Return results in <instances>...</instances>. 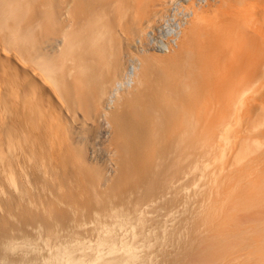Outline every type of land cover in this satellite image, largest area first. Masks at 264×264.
<instances>
[{
  "label": "bare ground",
  "instance_id": "1",
  "mask_svg": "<svg viewBox=\"0 0 264 264\" xmlns=\"http://www.w3.org/2000/svg\"><path fill=\"white\" fill-rule=\"evenodd\" d=\"M0 264H264V0H0Z\"/></svg>",
  "mask_w": 264,
  "mask_h": 264
},
{
  "label": "rangeland",
  "instance_id": "2",
  "mask_svg": "<svg viewBox=\"0 0 264 264\" xmlns=\"http://www.w3.org/2000/svg\"><path fill=\"white\" fill-rule=\"evenodd\" d=\"M140 9V10H139ZM142 11L141 10V8H137L136 6L134 7V11H132V12H130V15L132 16L133 15V17L132 18H136V17H138V15L139 16H141V12H139V11ZM138 11V12H137ZM135 12H137V13H139V14H137L136 15V13ZM129 15V16H130ZM50 20V19H49ZM47 21H48V19H47ZM55 28L54 27H50V30H54ZM145 30H147V28H145L144 29V31ZM146 32V31H145ZM136 43L135 44H132V43H129V45H128V47L129 48H127L128 49V51L130 52V53H133L132 55H134V54H136L137 53V55H139V51L144 47H146L145 45H142V47H140L139 46V44L138 43H140V42H138V41H135ZM143 42V40H141V43ZM198 43H199V41H198ZM197 43V41L196 42H191L188 46V48L193 52V55H195L194 57H197V55L198 54H203V58L202 59H205V58H207V55H208V51L205 49L206 47H205V44H202V46H200V43H199V45H196V44H198ZM137 46V47H136ZM191 46V47H190ZM197 47V48H196ZM205 50V52L204 51H202L203 49ZM193 48V49H192ZM138 49H140V50H138ZM199 49V50H198ZM151 49H149L148 51H150ZM139 52V53H138ZM150 53H151V51H150ZM152 55H156V53H153L152 52ZM156 57V56H155ZM169 72H170V70H168ZM183 77H184V75H182ZM182 76H180L181 78H182ZM184 105V107H182ZM183 108V110L185 109V110H187V108L188 107H186V104H184V103H180V109L182 110V108ZM184 110V111H185ZM188 110H189V108H188ZM185 175L186 174H181L180 175V177H179V179H178V183H180V184H185V183H187L188 185H190V188H192L193 189V186H192V182H195L196 181V179H198V181H196L197 183L201 180V179H199L197 176V178L196 179H194L195 181H193V177L192 176H190V177H185ZM192 177V182L190 183V181H191V179H190V181H188V179L189 178H191ZM202 181V180H201ZM199 184H202V183H200L199 182ZM192 186V187H191ZM143 193H145V194H147V195H145L144 194V196H145V198H144V196L142 197V199L144 200V202L143 201H141L140 203H139V206H140V208H142V209H144V210H146V211H148V212H150V213H155L157 210V213L159 214V215H161V220L163 221V218H165V219H168L167 217H168V215H170L172 212H176V211H178L179 210V208H181L182 207V204L180 203V202H178L177 200L178 199H169V198H166L164 201H161V198L159 197V196H154V197H152L151 196V194H148V192H145V189H144V191H143ZM155 195V194H154ZM149 196L152 198H149ZM141 199V200H142ZM158 202V203H157ZM163 202V203H162ZM154 204H156V205H154ZM163 204V205H162ZM159 205V206H158ZM162 205V206H161ZM164 205H165V207H164ZM172 205V206H171ZM156 206H157V208H156ZM138 207V206H137ZM157 209V210H156ZM171 209H173V210H171ZM171 211V212H170ZM167 213H169V214H167ZM165 214V215H164ZM163 215H164V217H163ZM147 217H148V215H147ZM147 239H149V242L147 243V247L145 248V249H143V251L141 252V254H142V259H143V262L145 261V262H149L150 260H152L151 258V255H153V258H155V259H159L160 258V255H158V254H155V252H156V249L158 248L156 245H155V243L152 241V239H154V237L152 236V235H149V236H147ZM149 247V248H148ZM155 249H154V248ZM157 247V248H156ZM152 248V249H151ZM154 249V250H153ZM150 251V252H149ZM146 253V254H145ZM151 253V254H150ZM144 255V256H143ZM147 256V257H146ZM159 256V257H158Z\"/></svg>",
  "mask_w": 264,
  "mask_h": 264
},
{
  "label": "built area",
  "instance_id": "3",
  "mask_svg": "<svg viewBox=\"0 0 264 264\" xmlns=\"http://www.w3.org/2000/svg\"><path fill=\"white\" fill-rule=\"evenodd\" d=\"M183 4H172L168 15L155 27L147 31V35L142 45H152L157 51H168L176 47V41L180 26L189 16V13L183 9ZM161 49V51L159 50Z\"/></svg>",
  "mask_w": 264,
  "mask_h": 264
}]
</instances>
